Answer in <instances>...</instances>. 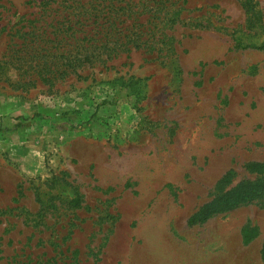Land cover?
I'll use <instances>...</instances> for the list:
<instances>
[{
	"label": "rangeland",
	"instance_id": "374dc122",
	"mask_svg": "<svg viewBox=\"0 0 264 264\" xmlns=\"http://www.w3.org/2000/svg\"><path fill=\"white\" fill-rule=\"evenodd\" d=\"M42 1L0 0V264H264V200L189 223L264 182V0H129L54 82L19 61Z\"/></svg>",
	"mask_w": 264,
	"mask_h": 264
},
{
	"label": "trees",
	"instance_id": "16d2710c",
	"mask_svg": "<svg viewBox=\"0 0 264 264\" xmlns=\"http://www.w3.org/2000/svg\"><path fill=\"white\" fill-rule=\"evenodd\" d=\"M53 3H57L56 10L61 9V15L58 18L53 16L49 20L44 19L41 34L37 32L36 29L38 27L36 26L27 33L31 36L26 41L34 42V44L31 45L30 51H27L19 60L20 62H24L27 67L34 69V73L43 82H54L64 75L70 74V68L74 67L76 63V66H78V62H80L77 55L71 56L69 54L72 50L67 52L65 49L61 52L60 49H56L58 53L52 54V49L59 44L62 45L63 43L65 45L64 43L68 41L72 46L74 45L78 49H81L83 46L82 42L84 41V54H91L95 53L93 48L97 51L102 46L106 48L108 47L106 45H120L118 41L121 44L127 43L126 41H122V39L126 40L129 37V30L128 27L125 26L123 28V26L130 15L125 19H121L119 10L127 11V7L132 4L131 1L126 0L123 5L119 0H45L40 4L50 5ZM65 4L67 6H64ZM128 13L124 12L125 16ZM100 15L105 16L103 18ZM175 15H178V13ZM87 27L92 28L88 30ZM99 27H101L100 30L98 29ZM21 30L22 28L18 31ZM237 46H242L239 40H237ZM251 46L264 49V42L260 46ZM16 52L15 54H17ZM78 54H80L79 51ZM14 55L10 56V61L15 64L16 56ZM247 168L251 171L263 172L264 164L252 162L248 164ZM229 175H226L225 178H228ZM226 180H222L220 185L225 183ZM254 200H264V182L248 183L240 187L231 188L223 194L216 196L210 203L204 205L194 213L189 218V223L204 222L216 214L223 213L242 203ZM73 202L76 206H79L78 198ZM256 235V229L245 227L242 230L244 243H249ZM262 258L264 260V245L262 248Z\"/></svg>",
	"mask_w": 264,
	"mask_h": 264
}]
</instances>
